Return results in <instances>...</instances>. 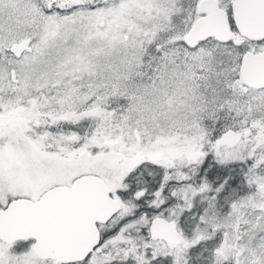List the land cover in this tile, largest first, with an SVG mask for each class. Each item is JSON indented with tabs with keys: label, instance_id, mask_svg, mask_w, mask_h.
I'll return each instance as SVG.
<instances>
[{
	"label": "snow or ice",
	"instance_id": "snow-or-ice-1",
	"mask_svg": "<svg viewBox=\"0 0 264 264\" xmlns=\"http://www.w3.org/2000/svg\"><path fill=\"white\" fill-rule=\"evenodd\" d=\"M0 264H264V0H0Z\"/></svg>",
	"mask_w": 264,
	"mask_h": 264
}]
</instances>
